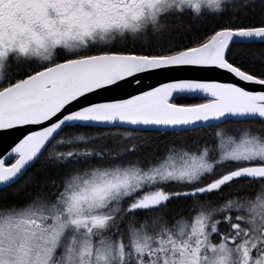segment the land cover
<instances>
[{"label": "snow or ice", "instance_id": "6c2138e0", "mask_svg": "<svg viewBox=\"0 0 264 264\" xmlns=\"http://www.w3.org/2000/svg\"><path fill=\"white\" fill-rule=\"evenodd\" d=\"M0 264H264V0H0Z\"/></svg>", "mask_w": 264, "mask_h": 264}]
</instances>
